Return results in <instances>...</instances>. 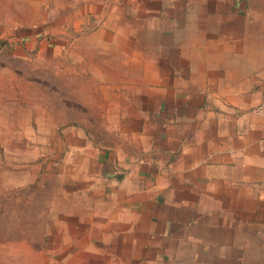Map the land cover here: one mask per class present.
Wrapping results in <instances>:
<instances>
[{
    "label": "crops",
    "instance_id": "crops-1",
    "mask_svg": "<svg viewBox=\"0 0 264 264\" xmlns=\"http://www.w3.org/2000/svg\"><path fill=\"white\" fill-rule=\"evenodd\" d=\"M83 9L99 19L75 16V32L99 25L82 39L107 35L117 57L102 86L132 89L109 118L145 122L86 159L100 203L59 264H264V0Z\"/></svg>",
    "mask_w": 264,
    "mask_h": 264
},
{
    "label": "rangeland",
    "instance_id": "rangeland-1",
    "mask_svg": "<svg viewBox=\"0 0 264 264\" xmlns=\"http://www.w3.org/2000/svg\"><path fill=\"white\" fill-rule=\"evenodd\" d=\"M88 1L0 0V264H59L100 203L86 159L145 122L109 118L132 89L109 86L111 72L102 86V59H117L100 52L109 37L83 40L103 30L70 23L98 21Z\"/></svg>",
    "mask_w": 264,
    "mask_h": 264
},
{
    "label": "built area",
    "instance_id": "built-area-1",
    "mask_svg": "<svg viewBox=\"0 0 264 264\" xmlns=\"http://www.w3.org/2000/svg\"><path fill=\"white\" fill-rule=\"evenodd\" d=\"M253 112L261 117L264 118V102H262L261 104H259L258 106H256L253 109ZM262 144H264V139L262 141Z\"/></svg>",
    "mask_w": 264,
    "mask_h": 264
}]
</instances>
